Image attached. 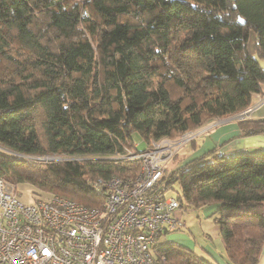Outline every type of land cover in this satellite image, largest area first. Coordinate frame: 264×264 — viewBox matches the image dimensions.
Instances as JSON below:
<instances>
[{
    "label": "trees",
    "instance_id": "16d2710c",
    "mask_svg": "<svg viewBox=\"0 0 264 264\" xmlns=\"http://www.w3.org/2000/svg\"><path fill=\"white\" fill-rule=\"evenodd\" d=\"M262 84L264 0H0V178L33 187V201L99 207L96 180L138 172L114 158L138 152L133 135L141 152L179 139L247 110ZM238 127L264 134V122ZM213 154L164 168L154 190L212 208L225 264H256L264 149ZM154 250L160 264H218L174 242Z\"/></svg>",
    "mask_w": 264,
    "mask_h": 264
},
{
    "label": "built area",
    "instance_id": "2783aa9c",
    "mask_svg": "<svg viewBox=\"0 0 264 264\" xmlns=\"http://www.w3.org/2000/svg\"><path fill=\"white\" fill-rule=\"evenodd\" d=\"M188 134L173 144L187 143ZM169 145L164 138L114 157L139 162L138 172L96 180L103 202L94 208L58 195L24 203L0 178V264H160L154 255L160 237L184 227L176 216L181 202L153 187Z\"/></svg>",
    "mask_w": 264,
    "mask_h": 264
},
{
    "label": "rangeland",
    "instance_id": "374dc122",
    "mask_svg": "<svg viewBox=\"0 0 264 264\" xmlns=\"http://www.w3.org/2000/svg\"><path fill=\"white\" fill-rule=\"evenodd\" d=\"M211 124V123H210ZM210 124L206 125L205 127L189 132V136L191 137L190 141L183 142L182 140L180 144L174 145L173 143H177L180 141L179 139L172 140L170 139L171 145L168 146L170 150H164L162 154L165 153L166 155L170 154V156L163 161L162 167L165 169H168L169 171L176 169L177 167H180L184 164L185 160L187 159V150L190 148L192 144L193 139H198L207 134V132L204 130L207 126ZM186 136L189 137V136ZM134 141L136 142V150L138 152H141L142 150L145 149V144L141 142L140 137L135 134L133 135ZM151 142V141H150ZM128 151H131L133 153H138L132 149H127ZM126 151V150H125ZM61 159L67 160V159H73L75 161H81V160H86L87 158H82V157H41L38 158L37 161L41 163H49V162H56L60 161ZM179 190V189H175ZM17 195L19 200H21L24 203H30L33 201V192L34 188L31 187L28 184H20L17 187ZM59 195V194H55ZM167 197H172L175 198L177 196V191H170L166 194ZM205 209L207 208H202V209H192V208H187L185 205L184 209H181L180 211L182 212V220L184 221L185 226L183 227L185 230L183 231H175L177 233H174L171 236L167 237H160L159 243H162L163 245H167V243L174 242L178 246L185 247L188 250L194 251L197 254L201 255L204 258H209L207 256V253L205 252L206 246L209 244L212 248H214L218 252L223 253V244L221 237L219 236L218 238H207L204 236L205 234H211L209 229L213 227V209L209 208V211H206ZM205 211V215L203 214ZM179 231V232H178ZM171 237V238H170ZM207 238V239H206ZM211 239V240H210Z\"/></svg>",
    "mask_w": 264,
    "mask_h": 264
},
{
    "label": "crops",
    "instance_id": "0c3cea01",
    "mask_svg": "<svg viewBox=\"0 0 264 264\" xmlns=\"http://www.w3.org/2000/svg\"><path fill=\"white\" fill-rule=\"evenodd\" d=\"M261 90L262 95L253 100L252 105L247 109L248 111H243L240 114L230 115L226 118L211 122V124L204 129L207 134L194 141L195 143L193 149H191V147L188 148L187 159L185 162L190 159L200 157L210 150L213 151V155L230 156L238 152L254 154L264 149V134L245 136L242 132L240 133L238 127V121L240 120L247 123L264 122V84H262ZM203 214L205 215V211ZM176 216L183 221L182 212H177ZM183 230L185 229L182 228L179 231ZM209 231L211 234L204 235L207 238L212 239L220 236L219 226L214 223L213 227L210 228ZM174 233L177 232L169 233L166 237L171 236ZM205 252L209 257L207 259H213L218 264H225L224 250L223 253L218 252L208 244ZM256 264H264V248H262Z\"/></svg>",
    "mask_w": 264,
    "mask_h": 264
},
{
    "label": "water",
    "instance_id": "95a60500",
    "mask_svg": "<svg viewBox=\"0 0 264 264\" xmlns=\"http://www.w3.org/2000/svg\"><path fill=\"white\" fill-rule=\"evenodd\" d=\"M237 22L239 24H244V21L239 16H237Z\"/></svg>",
    "mask_w": 264,
    "mask_h": 264
}]
</instances>
